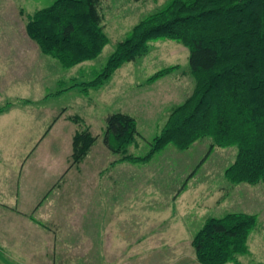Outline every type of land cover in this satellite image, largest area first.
Returning <instances> with one entry per match:
<instances>
[{
    "label": "rangeland",
    "instance_id": "1",
    "mask_svg": "<svg viewBox=\"0 0 264 264\" xmlns=\"http://www.w3.org/2000/svg\"><path fill=\"white\" fill-rule=\"evenodd\" d=\"M54 1L0 0V9L5 6L16 15L15 25H4L9 38L25 37L27 18ZM169 1L100 0L109 43L96 59L72 68L42 53V59L25 57L19 50L24 45H17V57L8 59L1 55L10 52V45L3 43L6 36L0 29V55L6 57H0V109L7 104H12L7 110L18 107L0 123L3 138L5 132L18 133L15 140L2 139L4 148L15 158V143L26 145L27 151L31 145L21 182L31 204L49 196L33 211V222L28 220L31 232L18 222L16 249L0 237V264H199L194 236L209 218L231 213L256 219L248 252L237 257L239 264H264V183L233 184L227 179L236 146L211 148L212 139L204 137L187 149L169 144L149 161L135 162L122 160L123 155L112 153L103 142L106 118L124 113L137 124L126 155L144 157L150 152L172 110L194 90L185 46L152 40L146 54L124 63L101 87L76 86L95 79L134 26ZM173 66L172 73L150 81ZM83 127L97 140L84 160L72 165V139ZM24 132L31 141L24 140ZM67 166L70 172L60 175ZM8 167L21 170L16 163Z\"/></svg>",
    "mask_w": 264,
    "mask_h": 264
},
{
    "label": "trees",
    "instance_id": "2",
    "mask_svg": "<svg viewBox=\"0 0 264 264\" xmlns=\"http://www.w3.org/2000/svg\"><path fill=\"white\" fill-rule=\"evenodd\" d=\"M99 6L100 0H55L27 18V35L63 68L96 59L109 43ZM159 39L189 50L192 94L172 110L146 156L126 155L137 124L124 113L106 118L104 144L123 155L122 160L137 162L149 161L169 144L184 150L209 137L211 148L237 147L235 162L226 170L231 183H264V0H170L134 26L95 79L76 86L101 87L124 63L146 54L150 41ZM175 69H163L150 81ZM96 140L86 127L77 131L71 164H80ZM255 226V217L243 213L209 218L192 241L198 263L239 264L237 257L248 252Z\"/></svg>",
    "mask_w": 264,
    "mask_h": 264
},
{
    "label": "crops",
    "instance_id": "3",
    "mask_svg": "<svg viewBox=\"0 0 264 264\" xmlns=\"http://www.w3.org/2000/svg\"><path fill=\"white\" fill-rule=\"evenodd\" d=\"M15 19H16V15L11 13L9 9H6L5 6H4V9H0V29H4L5 34L3 35L6 36L3 39V43L5 45L6 44L10 45L8 49L10 52L5 53V54H2L1 52V55H6L8 59L15 58L18 55L17 45L19 46L24 45L25 47H22L21 49L19 47V50L23 51L25 57H27L28 55H29L28 56L29 58H34L35 56L37 57L42 56L41 55L42 52L38 44L33 43L34 41H32L27 35L25 37H22L21 39L18 38V35H14L15 38H12V37L9 38V34H8L10 33L9 28L8 27L6 28L4 25L5 23L9 24L12 22L15 25ZM13 32L16 34L15 29ZM19 40L20 42H18ZM3 48H6V47L4 46ZM3 58H6V57L5 56L1 57V59ZM17 108L18 107L16 106H12L10 109L1 113L0 123L6 118H8L9 116H12L14 112L17 111ZM61 120H62V115L58 117L57 121L60 122ZM5 133H6V136L4 138L2 137L4 133H0V237L5 238V240H2L3 243H6L9 246L11 245L13 246L11 249H16L17 248L16 247L17 246L16 245L17 236H20L18 235V222L20 223V225L22 226L25 225L26 227H28L29 228L28 231L31 232L32 225L31 223H28V220L30 219L33 222L32 220L33 211L36 209H40L43 203L49 198V196L48 194H46V196H44L41 201L37 200L34 204H31L33 202L32 198L24 190L23 183L21 182L22 181L21 176H22V171H23L22 169L25 167L27 161L30 159V156L32 155L33 150L31 148V145H29L28 151H27L26 145H24V147L22 144L17 146V144L15 143L13 150H14V153L18 152V154L15 155V158H10L9 153H7L4 148L6 144L2 141V139H4L5 141L15 140L13 137L18 133H11L9 131ZM24 134H28V133H25V132L23 133L24 140H27L28 138L27 136L25 137ZM30 136L32 135L30 134ZM28 140L31 141L32 137H30ZM18 147L20 149H18ZM9 163H13V165L16 163V165L21 168L20 172L18 173L16 169H12L11 167H8ZM68 168L69 166H67L65 170H62V173L60 175H63L65 172H68L69 170L66 171ZM28 203H30L28 205L29 208L27 207ZM28 211L30 215L28 214ZM1 221H7V224L4 225L2 224ZM26 230L27 228H25V230L22 231L24 232V234L22 233L24 236L27 234ZM175 242H176V245L181 244V241H178V242L175 241Z\"/></svg>",
    "mask_w": 264,
    "mask_h": 264
}]
</instances>
